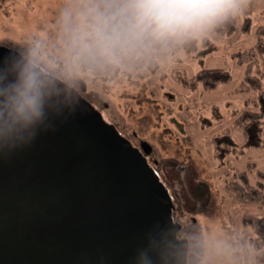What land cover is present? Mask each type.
Instances as JSON below:
<instances>
[{
  "label": "rangeland",
  "instance_id": "obj_1",
  "mask_svg": "<svg viewBox=\"0 0 264 264\" xmlns=\"http://www.w3.org/2000/svg\"><path fill=\"white\" fill-rule=\"evenodd\" d=\"M68 6L69 0H0V45L21 51L29 60L35 52L45 72L77 88L133 145L149 143V161L175 203L181 238L189 240L188 264H264V245L251 244L257 235L244 223L246 216L264 217V205L240 200L225 186L232 179L228 170L242 172L255 163L264 171V147L247 148L259 129L264 131V116L246 123L249 137L235 127L243 112L264 110V101L247 104L258 100V94L238 92L246 67L233 58L256 43L257 30L264 26V0H251L235 17L233 34L214 29L195 39L194 51L187 41L186 47L174 45L78 71L65 66L61 12ZM215 68L228 71L231 79L213 91L185 90L176 79ZM225 128L245 149L243 156L216 155L212 137ZM249 175L256 184L255 172Z\"/></svg>",
  "mask_w": 264,
  "mask_h": 264
},
{
  "label": "water",
  "instance_id": "obj_2",
  "mask_svg": "<svg viewBox=\"0 0 264 264\" xmlns=\"http://www.w3.org/2000/svg\"><path fill=\"white\" fill-rule=\"evenodd\" d=\"M28 61L0 45V264H187L149 143L49 73L38 113L18 114L10 86Z\"/></svg>",
  "mask_w": 264,
  "mask_h": 264
},
{
  "label": "clouds",
  "instance_id": "obj_3",
  "mask_svg": "<svg viewBox=\"0 0 264 264\" xmlns=\"http://www.w3.org/2000/svg\"><path fill=\"white\" fill-rule=\"evenodd\" d=\"M251 0H69L61 12L69 71L103 65L200 39L242 15ZM46 72L36 53L11 85L22 116L38 113Z\"/></svg>",
  "mask_w": 264,
  "mask_h": 264
},
{
  "label": "trees",
  "instance_id": "obj_4",
  "mask_svg": "<svg viewBox=\"0 0 264 264\" xmlns=\"http://www.w3.org/2000/svg\"><path fill=\"white\" fill-rule=\"evenodd\" d=\"M236 30V20L235 18H230L225 21L217 28L215 32L220 35H230L233 34ZM192 42L193 47L189 51L196 50V41L189 40ZM187 42L182 44L184 47ZM172 47V46H170ZM235 61L241 65L245 66V72L241 87L238 92L249 93L256 92L258 94V100L248 101L247 104L253 103L257 106L260 102L264 101V86L261 85V81L264 78V26L260 27L257 30V41L256 43L243 51L233 54ZM181 77V78H180ZM176 79L180 82V85L185 90H194L197 87L201 88L203 91H213L219 88L222 85L229 83L231 75L228 71L224 69H201L197 73L193 74L191 77L185 76H176ZM264 116V110L259 113L254 112H243L235 120V127L239 129L246 137H249L251 134V129L247 126V122L252 120H257ZM231 131L229 128H225L222 132L214 135L212 137V145L216 152V155L219 158L229 157L232 152V156L239 158L243 156L246 151L244 148L237 146V143L234 142L231 138ZM223 142L224 144H220ZM264 147V131L259 129L258 136L256 139L248 145L247 148H263ZM255 172V175L258 179L257 183L254 184L251 179V173ZM228 175L232 176V179L226 182V188L233 193L238 199L250 202H256L264 205V190H263V180H264V171L257 169L255 163L248 164V170L242 172H231L227 171ZM244 223L247 226H250L257 237L251 239V244L260 247L264 245V217H245Z\"/></svg>",
  "mask_w": 264,
  "mask_h": 264
},
{
  "label": "flooded vegetation",
  "instance_id": "obj_5",
  "mask_svg": "<svg viewBox=\"0 0 264 264\" xmlns=\"http://www.w3.org/2000/svg\"><path fill=\"white\" fill-rule=\"evenodd\" d=\"M77 89V88H76ZM78 90V89H77ZM79 91V90H78ZM79 93H80V95L81 96H83L82 94H81V92L79 91ZM84 97V96H83ZM119 132L121 133V131L119 130ZM122 134V133H121ZM123 135V134H122ZM123 136H125V135H123ZM126 137V136H125ZM128 140H130L131 141V139H129L128 137H126ZM131 143L132 144H134L132 141H131ZM143 143H148L147 141H145V140H143V141H141L140 142V144H139V146H136V145H134V146H136V147H138V148H141V145L143 144ZM143 154L147 157V159H148V161H149V155L151 154V153H149V154H145L144 152H143ZM149 163L152 165V163L149 161ZM152 167H153V165H152ZM154 168V167H153ZM155 170V169H154ZM170 193V192H169ZM171 195V194H170ZM175 208V207H174ZM174 208H173V211H174ZM174 221H175V219H174ZM176 222V221H175ZM182 230V229H181ZM181 230L180 231H178V233H177V237L178 238H180V239H182L181 238V236H180V232H181ZM189 251H190V245H189ZM189 251H188V253H189ZM188 262H189V255H188V258H187V264H188Z\"/></svg>",
  "mask_w": 264,
  "mask_h": 264
}]
</instances>
